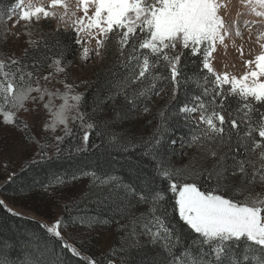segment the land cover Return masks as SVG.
Returning <instances> with one entry per match:
<instances>
[{"label": "snow or ice", "instance_id": "6c2138e0", "mask_svg": "<svg viewBox=\"0 0 264 264\" xmlns=\"http://www.w3.org/2000/svg\"><path fill=\"white\" fill-rule=\"evenodd\" d=\"M238 4L233 16L228 0H0V127L37 137L5 184L58 204L91 178V196L24 237L31 264H264V0ZM237 38L258 50L237 47L242 74L218 70ZM77 53L111 61L91 96L71 77ZM84 156L78 172L27 178ZM105 232L106 250L85 255Z\"/></svg>", "mask_w": 264, "mask_h": 264}, {"label": "trees", "instance_id": "16d2710c", "mask_svg": "<svg viewBox=\"0 0 264 264\" xmlns=\"http://www.w3.org/2000/svg\"><path fill=\"white\" fill-rule=\"evenodd\" d=\"M0 24H6V22L0 20ZM71 58L72 56L69 55V59ZM110 64L111 61H108L107 63H105L102 69H100L90 77V80L82 93H84L86 96H91L92 92L95 90L92 85L97 82V79L102 82L108 78V65ZM159 102L160 101H158V103ZM183 132V128H176L173 131L172 135L173 137H178L182 135ZM78 159L80 160L79 163L77 162V160H60L54 162L50 166H46L43 169H34L27 173V178L31 179L35 177L37 180H44L51 176L53 173H59L61 175L71 174L74 172H78L85 166V164H90L94 162V158L90 160L88 156H84ZM122 162L123 161L117 158V161L114 162L111 167L114 168L116 172L121 173V175L124 177L134 176L135 173L133 171H130L128 167H120V163ZM100 163L104 165L103 159H101ZM26 164L27 163H25V165ZM105 167H107V165H105ZM16 172H21V168ZM90 179V177H84L81 180L75 181L74 185L70 184L68 186V190L66 191L64 198L60 200L63 202V206L66 202H70L72 199L79 198L77 200V202L79 203L84 196H91L92 194L86 191V189L90 187ZM81 181L87 182L82 191L80 190L78 185ZM21 183L22 181L19 180L14 184H5L4 182L0 186L1 196H4L7 199L8 197L12 198L14 196H20V198H25V196L28 194L26 192H22L19 188V185ZM24 203L25 205L19 206H23L22 208L30 210L36 214H39V209L44 208L45 205L51 206L50 201L45 196L40 194L35 195L34 198H25ZM55 206H58V204ZM63 206L62 210L60 211V217L65 215V213L63 212ZM69 206L71 205L69 204ZM22 217L23 218L11 216L4 208L0 207V243H3L4 245L2 248H0V260H6L7 264H31V257L26 254V249L30 246L25 244L24 237H31L33 236V234H35L37 238L39 237L38 225L37 223H35L38 220L23 215ZM103 251L104 250H98L97 246H95L92 247L90 251H85V255L91 254L94 256H99L103 253ZM76 259L77 258H73V260Z\"/></svg>", "mask_w": 264, "mask_h": 264}, {"label": "rangeland", "instance_id": "374dc122", "mask_svg": "<svg viewBox=\"0 0 264 264\" xmlns=\"http://www.w3.org/2000/svg\"><path fill=\"white\" fill-rule=\"evenodd\" d=\"M42 2L47 3V0H42ZM229 9L232 11L234 16L235 10L239 7L238 0H228ZM10 23V22H6ZM55 26V22H53V27ZM49 29H45L47 32ZM247 37V33L244 34ZM255 41V38H253ZM228 44L227 48L220 46L218 51L214 54L216 59L214 61V67H216L220 71H229L233 74L240 75L243 72L242 60L240 59L239 52L237 51V47L241 44L244 48L245 58H249L250 52H255L258 50V45H251L252 41H241L240 39H236L234 47L231 41H226ZM89 47H94V42L89 45ZM105 63L96 62L89 63L85 62L83 65L80 64L78 54L76 58V63L73 65L71 69V77L72 80L75 81L79 87L76 89L77 92L82 93L86 85L88 84L90 77L102 69ZM159 101V98H158ZM60 101H57L59 104ZM29 123H31L29 121ZM29 136H32L33 139H36V135L34 131L22 132L19 129L9 130L7 128L0 127V186L5 182L6 177L10 174V171H17L21 168V164L27 163L25 156L26 150L23 147V144L26 143L29 139ZM8 161L9 171H6L3 167L4 162ZM87 182L81 181L78 185L80 190L84 189V186ZM81 186V187H80ZM0 199H4L8 206L12 208L14 211L21 213L23 216L36 219L40 222H45L49 225L53 224L55 220L60 218V211L62 210L63 202H58L57 204L51 203V206L45 205L44 208H40L38 213L36 214L30 210L22 208L19 205H25V198H20V196L8 197L5 198L1 196ZM65 238L71 244L74 240V234L68 232ZM111 242V237L105 232L103 233L102 238H97V248L98 250H105L107 244Z\"/></svg>", "mask_w": 264, "mask_h": 264}, {"label": "bare ground", "instance_id": "6f19581e", "mask_svg": "<svg viewBox=\"0 0 264 264\" xmlns=\"http://www.w3.org/2000/svg\"><path fill=\"white\" fill-rule=\"evenodd\" d=\"M250 44V46L251 45H255L256 43H255V41L254 40H252V43H249ZM257 45V44H256Z\"/></svg>", "mask_w": 264, "mask_h": 264}]
</instances>
